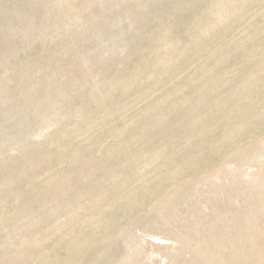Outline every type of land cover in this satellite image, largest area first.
<instances>
[{"label":"rangeland","instance_id":"374dc122","mask_svg":"<svg viewBox=\"0 0 264 264\" xmlns=\"http://www.w3.org/2000/svg\"><path fill=\"white\" fill-rule=\"evenodd\" d=\"M0 264H264V0H0Z\"/></svg>","mask_w":264,"mask_h":264}]
</instances>
